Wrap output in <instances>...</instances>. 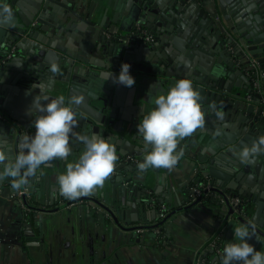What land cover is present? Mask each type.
Instances as JSON below:
<instances>
[{"label":"crops","instance_id":"crops-1","mask_svg":"<svg viewBox=\"0 0 264 264\" xmlns=\"http://www.w3.org/2000/svg\"><path fill=\"white\" fill-rule=\"evenodd\" d=\"M128 1L83 0L84 14L92 8L94 15L88 19L85 16L81 23L91 19L93 24H87L84 30L65 27L48 40L72 47L74 51L82 44L86 47V57L77 55L69 64L66 54L56 51L58 71L55 73L51 66H41L34 59V45L46 42L49 31L41 30L42 41L30 39L18 47L26 34L14 40L15 31L1 24L11 19L0 18V59L12 54L0 65V152L8 159L19 153L21 136L36 131L33 100L46 95L62 96L65 104L71 105L75 133L99 132L115 146L118 156L103 186L73 200L60 195L56 176L84 150V144L75 135L70 136L71 152L67 158L41 165L27 184L17 188L13 186L15 178L0 179V264H202L207 254L211 259L209 264H222L223 247L234 238L233 229L240 224L249 226L252 233L249 242L264 251V170L257 171L253 164L242 161L232 168L240 160L239 150L229 152L231 146L223 147L219 141L220 136L232 132L226 125L236 124L240 115L253 118L261 102L255 99L258 93L244 67L236 63L242 75L229 76L223 57L230 49L224 50L206 17L209 0H196L198 4L185 11H176V0H159L162 7H158L153 21L158 26L168 23L170 27L162 26L160 31L155 30L142 40L152 43V47H131L127 58L123 54L120 62L112 63L110 59L114 57L100 45L101 36L111 37V26L115 23L114 33H129L145 13L142 5L134 2L129 7ZM21 2L30 5L34 0ZM252 9L242 0H233L226 3L225 13L232 11L241 20L247 18L251 22ZM66 10L65 6L53 3L46 13V23L55 26L57 19L66 16ZM65 18L70 20L68 16ZM37 24L33 20L30 28ZM69 41L72 44L67 46ZM233 58L231 55L229 59ZM123 62L131 65L130 72L135 77L131 88L113 83L112 75L119 73ZM221 69L223 75L213 79L212 75ZM182 74L210 79V85L217 82L212 89L223 96L226 90L219 84L226 81L232 86L235 104L232 108L223 100L213 114L209 104L203 103L205 124L180 140L177 151L183 155L178 163L170 170L150 167L141 172L137 165L144 159L145 143L136 126L155 106V95L166 92L177 79L183 78ZM61 78H67V84ZM72 81L77 86L69 103L68 91L63 93L60 86L71 87ZM28 82L34 84L33 90L26 86ZM8 104L13 109H7ZM218 111L224 114L222 119L217 116ZM27 113L32 116L23 124V115ZM258 123L262 122L258 120ZM258 133L264 135V125ZM255 134L247 139V145L259 141ZM133 148L143 153L126 154L128 149L134 151ZM211 167L221 177L207 176ZM201 180H210L220 195L214 204L206 203L207 196L192 199V187ZM234 194L247 200V217L235 212L231 202Z\"/></svg>","mask_w":264,"mask_h":264},{"label":"clouds","instance_id":"clouds-1","mask_svg":"<svg viewBox=\"0 0 264 264\" xmlns=\"http://www.w3.org/2000/svg\"><path fill=\"white\" fill-rule=\"evenodd\" d=\"M0 13L3 14L0 18L11 19L7 4L0 5ZM130 68L129 63L123 62L119 73L112 75L113 83L131 88L136 81ZM50 70L55 73L58 67L53 64ZM200 98L199 90L188 78L177 79L166 92L159 91L155 95V106L136 126L145 143L144 159L137 165L141 172L150 167L170 170L178 163L183 155L182 151H177L180 140L191 136L205 124ZM32 109L39 113L34 121L36 131L21 138V150L12 159L0 152V179L15 178L13 186L17 188L27 184L28 178L35 176L41 165L57 158H67L71 152L70 136L75 135L84 144V150L77 160L67 163L65 171L56 176L60 195L73 200L103 186L118 160L115 146L99 132L91 135L75 133V113L62 96L34 98ZM223 115L217 112L219 118L222 119ZM261 151H264V138L250 146L245 145L238 156L242 162L248 163ZM251 235L248 225L235 226L234 238L223 247L222 264H264V251L257 250L249 242Z\"/></svg>","mask_w":264,"mask_h":264},{"label":"water","instance_id":"water-1","mask_svg":"<svg viewBox=\"0 0 264 264\" xmlns=\"http://www.w3.org/2000/svg\"><path fill=\"white\" fill-rule=\"evenodd\" d=\"M4 1L6 0H0V2ZM150 1L151 0L128 1L127 6L129 7L134 2H136L138 3V5H142L143 9H145V13L140 15L137 24L133 26L132 31H130L129 33H114V30L116 28L115 23L111 26V37L107 38L105 35L101 36L100 39L102 44L100 45H103V50H106L111 55V57H114V59H110L112 63L114 62V60L115 62H120L123 54V57L127 58L128 50L131 47L138 46L141 48L144 45L152 47V43H145L142 40H145L149 34L153 35L155 33V30L160 31L162 26L170 27V24L168 23H165V25L161 26L155 24V22L153 21V15L158 13V7H162V3L159 0H153V3L150 4ZM231 1L233 0H209L210 3L207 6V12L209 15H206V17L209 19V23L212 25L213 30H215L217 37H219V41H221V44L224 45V50L226 51L230 49L229 53L228 51L225 52V56L223 58L226 60L227 68L230 70L229 76L234 77L235 74L242 75V70L236 66V63L238 64L239 59L247 62L249 58H259L260 64L264 66V0H242L253 8L251 11L254 13V20L251 22L247 18L241 20L240 17L234 14V12L232 11H229V13L227 14L225 13L226 3ZM82 2L83 0H34L32 4L28 5L22 4L21 0H9L7 6L12 13L11 20L9 22L1 21V24L4 27H9L15 31L13 37L14 40L18 38L20 39V36L22 34H26V37L17 44L18 47H23L24 44L30 39H37L42 41L43 37L41 38L40 36H44V34L41 32V30L49 31L46 42L44 41L42 45L39 42L34 45V59L40 62L41 66H43V64H46L48 66H52L53 64L57 65L55 58H58V54L56 53V51H58L60 54H66L67 57H65V60H68L70 64L71 62H73L71 59L76 58L77 55L80 58H82L83 56L86 57V47L82 44H79L80 49H76V51H74L72 47H62L56 42H53L52 40L50 41L48 39L50 37L56 36L55 31L62 32L61 30H63V28L65 27L68 29H72L71 27L73 26L75 28L78 27L84 30V27L87 24H93V21L91 19L87 20L85 23H81L83 22L85 16L88 19L89 17H92L94 15H92V8L89 10L88 14H84L85 6H83ZM53 3H58L62 6H65V8L67 9L65 11V15L70 18L69 21L66 20V16H63L62 18L56 20L55 26L50 24L49 26L46 23V13H48V10ZM185 4L187 5L185 6ZM196 4H198L196 0H176L175 9L176 11H185L187 7L192 8ZM15 5H17L16 9ZM35 19L38 21V24L35 27L30 28L32 21ZM231 19L234 21V23H232ZM103 43L108 45V47H105ZM71 44L72 41H69L67 46H70ZM194 44L197 43L195 42ZM103 50L101 52H103ZM231 55H233L234 60L229 59ZM241 66L244 67V63H241ZM223 73V69L217 70L214 75H212V78L216 79L218 74L223 75ZM181 76H183V78L188 77V79H191V81L193 82V87L200 92L201 106L204 105L203 103H206V105L209 104L208 108L210 110V113L214 114L216 110L219 109V102L223 100L227 101L233 108L235 104V98L232 94V86L230 84H227L226 81H224V83L221 81V83L219 84L222 89L226 90V92L223 93V96L221 93H218L216 89H212V87L215 88L218 85L217 82H214L212 85H210V79L203 80L199 77H193L189 75L185 76L184 74H182ZM23 78L27 81L30 80V78H27L25 76ZM61 82L67 84V78H61ZM72 84L73 85L71 87H66L67 85L60 86L63 93H65L66 90L68 91L67 93L69 96V103L71 102L70 98L73 94L74 86H77L75 81H72ZM26 86L31 90H33L35 87L34 84H30V82L26 83ZM249 91H251V88H249ZM237 95H240V93ZM255 99L260 102L261 95L257 94ZM213 104L215 105V108L212 107ZM240 104L241 106H244V102H241ZM6 107L7 109H13L14 106L12 107L11 104H8ZM230 109L228 108V111ZM248 109L250 110L251 106ZM260 109L253 115V118L242 117V115H240V120L236 124L226 125V127L231 128L232 132H229L227 134L224 133L226 134L225 136H220L219 141L221 146L224 147L230 145L231 148H228V151L232 152L233 150H240L245 145H247V139H250L251 136L255 133V135H257V139L260 140L261 138H264V135H260L258 133L260 132L261 127L264 125L263 118L259 115L261 111ZM88 111L91 115H95L92 110ZM36 113L37 115L39 114L38 112ZM30 114L31 113H27L23 115L25 119V121H22L23 124H26L25 122L30 120L32 116ZM13 116L15 118H18V115L16 113H14ZM94 117L100 119L98 118V116ZM258 120H260L263 124L258 123ZM246 122H249L250 124H246ZM23 136L24 135H22L21 138ZM132 152L139 155L143 153V151L140 150L134 149V151H132V149H128L126 154H132ZM240 161L241 160H238L237 163H233L232 168L234 165L240 164ZM252 164L255 166V170H264V151L259 152L246 165ZM133 165L131 167L132 171ZM135 166L136 164L134 165V167ZM213 168L211 167L206 175L221 177L219 174L214 172Z\"/></svg>","mask_w":264,"mask_h":264},{"label":"built area","instance_id":"built-area-1","mask_svg":"<svg viewBox=\"0 0 264 264\" xmlns=\"http://www.w3.org/2000/svg\"><path fill=\"white\" fill-rule=\"evenodd\" d=\"M14 51V48H13ZM11 53H8L5 57L0 59V65L5 63L6 61L9 60V58L11 57ZM241 63H244V69L246 70V72L248 73L251 81H252V85H253V89L261 95V109H262V114L264 115V70L260 64V62L258 61L257 58H249L247 62H244L242 60H238V64L241 65ZM25 135H31L30 133H25ZM206 194H213L216 196H220L218 194V192H216L214 190V186L211 183L210 180H201L199 181L197 184H195L192 187V193H191V197L192 199H196L200 196H205ZM221 198V197H220ZM80 202H83V200H78ZM76 201V202H78ZM231 202L234 206L235 212L240 213L241 215H243V217H247V214H245L244 212H242V210L240 209V203H241V199L239 196H232L231 197ZM156 232L158 234H160V230L157 229ZM214 248L216 247V250L218 252H220V249L216 246V243L213 244ZM202 264L205 263V259L201 260Z\"/></svg>","mask_w":264,"mask_h":264},{"label":"trees","instance_id":"trees-1","mask_svg":"<svg viewBox=\"0 0 264 264\" xmlns=\"http://www.w3.org/2000/svg\"><path fill=\"white\" fill-rule=\"evenodd\" d=\"M235 196H239L240 197V199H241V203H240V209L242 210V212H244L245 214H248V203H247V200L244 198V197H242V196H240V195H238V194H234ZM206 199H207V201H206V203H212V204H214L215 202H216V200L215 199H219L220 197H218V196H216V195H213V194H206ZM206 257H207V259H206ZM209 262H211V259H210V254H207L206 256H205V263H203V264H209Z\"/></svg>","mask_w":264,"mask_h":264}]
</instances>
